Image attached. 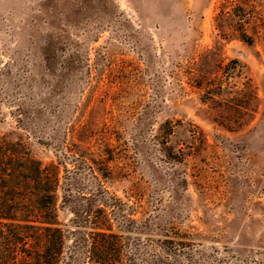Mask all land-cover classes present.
Here are the masks:
<instances>
[{
	"label": "rangeland",
	"instance_id": "374dc122",
	"mask_svg": "<svg viewBox=\"0 0 264 264\" xmlns=\"http://www.w3.org/2000/svg\"><path fill=\"white\" fill-rule=\"evenodd\" d=\"M37 160L69 264L102 201L139 262L264 264V0H0V264L48 224Z\"/></svg>",
	"mask_w": 264,
	"mask_h": 264
},
{
	"label": "trees",
	"instance_id": "16d2710c",
	"mask_svg": "<svg viewBox=\"0 0 264 264\" xmlns=\"http://www.w3.org/2000/svg\"><path fill=\"white\" fill-rule=\"evenodd\" d=\"M34 171L37 180L45 182L48 189L47 194H38L37 198V207L40 205L47 207L48 218L45 221L48 224L39 225L45 230L43 233L40 232L42 239L39 244L32 248L24 246L21 255L27 259L26 262L29 264H69L70 254L65 253V248L70 230L59 225L56 213V191L59 179L57 168L53 164L42 165L37 160ZM44 196L48 197L47 205L44 204ZM84 210L87 213L85 222L88 224L93 222L94 225L77 224L83 228L79 234L82 243L74 245L78 246L75 250L80 249L78 250L80 258L85 260V257H88L98 264H145L136 260L133 250L129 252L120 234L113 230L107 202H100L96 207L97 213L92 217L89 215L91 211L89 207ZM39 217L38 215L37 221H44Z\"/></svg>",
	"mask_w": 264,
	"mask_h": 264
}]
</instances>
